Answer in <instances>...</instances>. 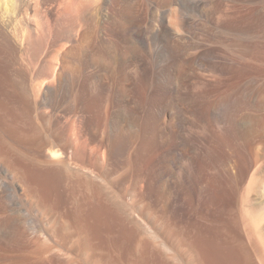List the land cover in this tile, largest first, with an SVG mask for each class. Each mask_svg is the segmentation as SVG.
Masks as SVG:
<instances>
[{
    "label": "bare ground",
    "instance_id": "bare-ground-1",
    "mask_svg": "<svg viewBox=\"0 0 264 264\" xmlns=\"http://www.w3.org/2000/svg\"><path fill=\"white\" fill-rule=\"evenodd\" d=\"M10 1L17 11L22 9V4L26 6L23 9L25 12L23 15L25 31L22 35L24 46L46 39L47 33L48 35L50 33L47 39H54L55 35H51V32L56 29L55 32L58 35L63 32L60 29H64V34L60 35L65 41V48L61 52L59 50L52 51L51 48V50L47 49L43 56L40 55L39 59L36 58L38 60L35 62L36 67L32 73L29 68L34 62L29 67V61L32 60L20 57L22 64L18 63L20 67L18 66L17 84L21 101L17 100L20 102L18 105H10L8 108V104H5L6 100L4 103L0 102V114L7 117L6 121L9 125L16 117L14 109L22 110L23 107L22 111H24L29 106L32 107L37 100H60L63 97L64 99L65 97L70 98L75 107L80 105L81 108L79 112L73 113L69 126V139L65 146L54 145V142L52 146L49 143L51 141L48 142L46 137H41V134L37 137L35 134L31 143L38 150L39 161L34 169L27 168L23 162L25 159L23 161L15 159L18 153L10 150V147L4 144L0 132V158L4 164L0 170V213L2 210L9 217L8 221L0 220V240L7 247L12 248L11 252L16 251L10 256H1L0 264H264V226H259L261 223H259L257 215L261 212L260 215L264 219V203L257 204L253 200L247 199L245 207L252 213L250 219L238 215V211H235L237 209H230L224 225L219 223L221 218L217 219L218 222H212L222 230V234L219 233L220 240L218 237H211L212 234L203 232L197 222L199 220L200 223L201 218L202 222H205L203 220L205 215H198V211L203 203L210 198L205 197L206 190L203 187L204 192L200 189L202 185L199 188L195 187L196 178L193 176L196 169H198L196 171L199 173L198 177L203 173L201 172L202 164L194 163L198 167H194L195 171L192 172V163L189 159L185 160L184 158L185 162L177 170L178 173H175L174 182L172 180L173 172H169L168 169L158 172V169L152 166L158 156V153L157 156L154 154L157 152L156 150L152 151L158 144L155 143L154 147L151 143L156 138V113L146 111L141 117L129 121L133 111H129L130 109L128 110L126 106V108L119 106L112 113V141L109 136L105 139L104 134L103 137L99 136V119L96 120V117L100 114L103 116L105 112L104 108H100L102 109L100 111L96 110L94 99L98 98L100 94L97 93L96 83L92 82L91 78H98L101 71L105 74L114 67L124 72L127 67L129 68V65L127 66L129 58L132 57L136 60L143 50H148L153 60L157 59L159 52L162 51H159L158 37L166 31L158 20L157 8L155 11L153 10L154 13H151L149 22H146L143 29H140L138 22L143 17L140 14H134L131 7L126 6L132 0ZM48 1L54 5L48 4L49 6L46 7L45 2ZM2 2L3 0H0V3ZM115 2H119V6H114ZM102 6H108L110 13L101 14L102 18L99 20H109L113 27L126 32L132 42L128 46L129 50L125 52V56L119 62L116 60L118 50L114 41L109 42L108 57L101 53L91 54L92 49L90 50L89 46L91 42L87 34L94 30L96 13ZM28 7L32 8L33 14L28 12ZM43 13H51L54 17L53 23L50 22L51 20L46 21L47 17L45 19ZM6 14L7 10H0V28ZM67 18L72 20L70 21L72 22L71 26L68 27L69 24H67L68 28L65 26L66 22L64 25V20L67 21ZM63 25L66 29L63 28ZM84 26H87V29L81 31L80 29H83ZM139 27L141 26L139 25ZM58 37L61 38L59 35ZM103 48H101L102 51ZM49 52L56 53L60 61L57 66L47 61L46 55ZM150 60L152 59L150 58ZM155 62L149 70L151 76H154L158 70V62ZM86 64L95 65L97 72L85 77L86 79L79 80L77 71ZM133 69L138 73V66ZM180 69L178 70L184 71L183 67ZM41 77L42 79H40ZM82 83L83 86L90 85V88L82 90L80 88ZM83 99L85 100L82 101ZM10 103L12 104V102ZM84 111H89L92 114L94 124L88 122ZM174 118L170 120L168 128L177 124V118L176 120ZM144 120L147 123L146 130ZM14 125L16 126L17 123ZM23 125H26L25 122L21 126L23 127ZM16 127L12 128L15 132ZM25 128L22 132H24V138H28ZM2 129L4 128L2 127ZM32 130L31 132H34L36 128ZM96 134L100 137L99 139H95ZM168 138L170 139V137ZM79 141L85 144L87 147L85 150L89 151L93 160L104 168L94 172L72 163V151L74 146L77 147L76 144ZM168 141L165 138L163 142L165 144ZM171 152L166 153L165 158L162 159H165L169 164H176L175 160L180 154ZM208 152L207 154H209ZM204 153L206 152L204 151ZM159 161L163 162L161 159ZM160 163L158 164L160 165ZM173 169L175 170L176 167ZM118 170L126 172L124 174L127 175V182L129 180L130 183L126 190H113L116 187H110L109 182L106 181L108 172H117ZM201 176L203 177V174ZM193 178L195 179L192 183ZM198 181L203 182L202 179ZM198 181L196 184L199 183ZM175 182L180 185H176ZM175 185L178 188H174ZM204 187L207 186L204 184ZM172 189L176 190L178 200L169 195ZM19 192L21 193L19 194ZM206 192H209L208 189ZM32 199L34 201H31ZM177 205H180L182 209L178 215L176 213ZM220 205L219 202L212 208L210 203L212 209L209 210L218 211ZM36 213L44 215L38 217ZM208 213L206 212V214ZM202 222L201 224H203ZM16 228L20 230L21 234L25 233L27 229H34L36 233L29 243L15 248L12 239ZM221 236L225 239L221 240Z\"/></svg>",
    "mask_w": 264,
    "mask_h": 264
},
{
    "label": "rangeland",
    "instance_id": "rangeland-1",
    "mask_svg": "<svg viewBox=\"0 0 264 264\" xmlns=\"http://www.w3.org/2000/svg\"><path fill=\"white\" fill-rule=\"evenodd\" d=\"M132 1H129L126 6H130L134 14H140L143 17L138 22V28L140 29H143L142 27L149 22L151 13H154L157 8L158 20L166 29L165 33H161L162 35L160 34L158 37L159 51H162L159 52L157 59L153 60L148 50H143L141 52L143 53L142 56L140 53V58L138 57L136 60L132 57L129 58L130 60L127 63L129 68L127 67L124 72L114 67L105 74L101 71L100 77H94L95 80L93 77L91 78V81L96 83L97 93L100 94L98 98L96 97L97 99H94L96 110L99 109L100 111L104 108L103 111L105 112L103 116L100 114L96 117V120L99 119V136H104L105 139L109 136L112 141V113L119 106H126L128 110L130 109L129 111H133L129 121L141 117L146 111L156 113V138L151 143L154 147L155 143L158 144H156L157 149L155 147L152 151L156 150L157 152L155 151L154 154L156 156L157 153L158 156L161 154V158L157 156L158 161L156 158L155 161L157 162L153 161L152 166H155L158 172L166 169L173 172L174 178L172 180L174 182L175 173H178L177 170L180 169L186 159H189L192 163V172L198 167V163L202 164L203 177L202 174L198 177L199 173L196 172L198 171L196 169L195 174H193L196 179L193 178L192 183L194 179L195 181L202 179L203 182L198 181L197 184V181H194L195 187L199 188L202 185L200 189L202 187L206 191L208 189L209 192H204L203 189L202 191L206 193V196L204 193L203 195L208 196L210 199L206 198L208 199L205 201L207 203L204 202L198 211V215H205L203 216L205 222H202L201 218L200 223L198 220L197 224L203 232L212 234L211 237L214 236L219 239V233L222 230L218 229L217 225H213L212 222H218L221 218L222 220L219 223L225 224L230 209H237L235 211H238V215L250 219L252 213L245 207L247 199H251L257 204L264 203V0H174L171 2L141 0L134 3ZM130 2L132 3L130 4ZM48 4L54 5L49 1L45 2L46 7L49 6ZM22 6V9L17 11L10 0H3L0 3V10H7L0 28V102L4 103L6 100L7 108L10 105H18L20 103L18 101H21L17 84V72L20 67L18 63L22 64L20 57L32 60L29 61V67L34 62L33 66L31 65L29 68L32 73L36 67L35 62L46 53L47 49L61 52L65 48V41L61 37L64 34V29H60L63 32L58 34L61 38L58 37L55 29L54 32L51 30V35L54 34L56 37L52 38L53 40L50 37V39H47L50 35V33L49 35L47 33V42L46 39H42L45 41L39 42L42 41L39 40L34 43L31 42L33 43L31 45L29 43V46H24L22 35L25 31V19L23 17L25 12L23 9L26 6L24 4ZM114 6H119V2H115ZM98 11L94 21V30L87 34L90 37L91 54L109 55V42L114 41L118 50L116 60L119 62L125 56V52L129 50L128 46L132 42L126 32L113 27L109 20H99L102 15L110 13L108 6H102ZM28 12L33 14L31 7H28ZM43 14L45 19L47 17L46 21L51 20L50 22L53 23L54 17L51 13ZM66 20H64V25L66 22L65 26L68 28L71 26L72 22L70 21L72 20L68 18ZM67 24H69L68 27ZM85 28L87 29V26L80 30L84 31ZM107 48L109 49L106 50ZM49 53L46 55L47 61L57 66L60 61L56 53ZM37 57L38 59H36ZM155 61L158 62V70L154 76H151L149 70ZM86 65L77 71L79 80L88 77L93 72L94 74L97 72L95 65ZM135 66H138V73L133 69ZM180 67H183L184 71H180ZM146 73H148V76ZM80 88L87 90L90 85L83 86L82 83ZM39 101H35L32 107L29 106L24 111H22L23 107L22 110L14 109L16 117L13 120L11 119L9 125L6 121L7 117L0 114V119L3 120L2 122L0 120V125L4 128L2 129L0 126L2 129H0L1 136H3L2 138L0 136V138L6 146L8 145L7 147H10V150L18 153L15 159L21 161L25 159L23 162L28 169H34L39 161L38 150L31 143L35 134L37 137L40 134L41 137H46L48 142L51 141L49 143L52 146L53 144L65 146L69 139V126L73 113L79 112L81 108L80 105L75 107L68 97H65V99L63 97L60 100ZM27 112L29 113L27 114ZM85 112L88 122L94 124L92 114L89 111H87L88 113ZM173 118L175 120L177 118L176 121L178 122L174 127L168 128L170 120ZM24 122L26 125H23V127L26 126L27 134H25L28 138H24V132H22L24 128L21 125ZM15 123H17L16 126H19L16 127ZM144 125L146 130L147 123L145 120ZM15 127L17 128L16 132L12 129ZM33 128L38 131L31 132ZM97 134L95 139L100 138ZM165 138L169 141L164 144ZM76 145L77 147L74 146L72 151V163L94 172L104 168L93 160L90 153H88L89 151L85 150L87 147L84 143L79 141ZM207 149H210V151L208 152ZM168 152L180 154L177 158L179 161L175 160V162L177 161L176 164H169L165 159H162L165 158ZM207 152L209 154L211 152L213 155L210 154L209 156ZM214 153H216L215 156ZM160 159L163 162L160 163ZM181 159L182 161H180ZM3 165L0 158V170ZM175 167L176 169L172 170ZM124 173L126 172L123 170L107 173L106 181L109 182V186L116 187L113 190L119 191L129 188L130 183L129 180L127 182V175ZM175 184L178 183L175 182ZM204 184L207 187H204ZM176 185L174 188L177 187ZM169 195H172L175 199L177 197L176 190L172 189ZM217 197L219 198L217 199ZM176 199L178 200V198ZM219 202L221 205L218 211H215V209H213L214 212L210 211L213 208L212 206ZM177 206L176 213L178 215V212L181 213L182 209L180 205ZM205 211L210 212L206 214ZM3 212L1 210L0 220L8 221V214ZM260 214L261 212L257 213L259 223H261L259 226L261 227L264 226V219ZM43 215L36 213L38 217H43ZM213 217L216 219L214 220ZM201 225L204 228H201ZM35 233L34 229H27L25 233L21 234L20 230L16 228L13 233V245L16 248V246L21 247L29 243ZM22 235L23 237H21ZM11 250L12 248L7 247L0 240V259L3 255L15 254L16 251L11 252Z\"/></svg>",
    "mask_w": 264,
    "mask_h": 264
}]
</instances>
